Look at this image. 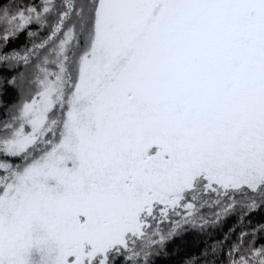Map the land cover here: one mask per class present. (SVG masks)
<instances>
[{"label": "snow or ice", "instance_id": "1", "mask_svg": "<svg viewBox=\"0 0 264 264\" xmlns=\"http://www.w3.org/2000/svg\"><path fill=\"white\" fill-rule=\"evenodd\" d=\"M53 12L0 123V264H148L158 224L196 223L205 194L264 206V0H44L0 25Z\"/></svg>", "mask_w": 264, "mask_h": 264}, {"label": "trees", "instance_id": "2", "mask_svg": "<svg viewBox=\"0 0 264 264\" xmlns=\"http://www.w3.org/2000/svg\"><path fill=\"white\" fill-rule=\"evenodd\" d=\"M53 2L60 5L63 0ZM43 3L44 0H0V7L26 5L39 8ZM55 19L56 13L53 12L45 23L34 21L15 34L5 33L0 25V37H6L0 38V123L9 121L17 113L34 79L37 55L29 56L27 64H21L20 58L34 51L37 54L43 51L35 46L50 35ZM216 199L214 193L205 194L206 203L198 210V217L202 219L194 224L181 223L177 228L176 221L183 219L178 215L159 223V233L166 239L150 246L148 264H232L237 246L242 251L264 247V206L245 210L238 205L224 212L222 207L213 203ZM141 264H144L143 257Z\"/></svg>", "mask_w": 264, "mask_h": 264}, {"label": "rangeland", "instance_id": "3", "mask_svg": "<svg viewBox=\"0 0 264 264\" xmlns=\"http://www.w3.org/2000/svg\"><path fill=\"white\" fill-rule=\"evenodd\" d=\"M24 57V56H23ZM21 64L24 63V60L20 58V61H19Z\"/></svg>", "mask_w": 264, "mask_h": 264}]
</instances>
